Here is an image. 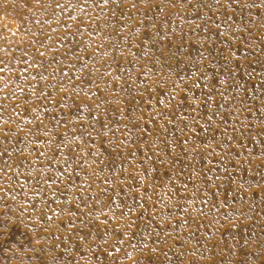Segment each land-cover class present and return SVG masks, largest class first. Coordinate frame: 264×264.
I'll list each match as a JSON object with an SVG mask.
<instances>
[{"label":"rangeland","instance_id":"obj_1","mask_svg":"<svg viewBox=\"0 0 264 264\" xmlns=\"http://www.w3.org/2000/svg\"><path fill=\"white\" fill-rule=\"evenodd\" d=\"M0 264H264V0H0Z\"/></svg>","mask_w":264,"mask_h":264}]
</instances>
